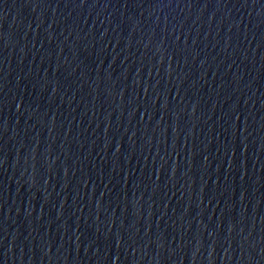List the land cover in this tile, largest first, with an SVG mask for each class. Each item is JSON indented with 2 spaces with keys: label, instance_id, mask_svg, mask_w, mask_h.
I'll return each instance as SVG.
<instances>
[{
  "label": "water",
  "instance_id": "1",
  "mask_svg": "<svg viewBox=\"0 0 264 264\" xmlns=\"http://www.w3.org/2000/svg\"><path fill=\"white\" fill-rule=\"evenodd\" d=\"M0 264H264V0H0Z\"/></svg>",
  "mask_w": 264,
  "mask_h": 264
}]
</instances>
